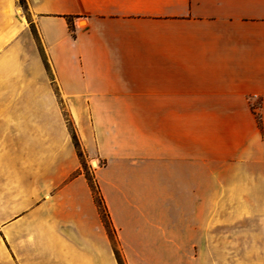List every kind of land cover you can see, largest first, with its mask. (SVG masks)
<instances>
[{
  "label": "crops",
  "instance_id": "1",
  "mask_svg": "<svg viewBox=\"0 0 264 264\" xmlns=\"http://www.w3.org/2000/svg\"><path fill=\"white\" fill-rule=\"evenodd\" d=\"M26 1L49 71L23 12L0 51V264H189V172L241 159L264 224V0Z\"/></svg>",
  "mask_w": 264,
  "mask_h": 264
},
{
  "label": "rangeland",
  "instance_id": "2",
  "mask_svg": "<svg viewBox=\"0 0 264 264\" xmlns=\"http://www.w3.org/2000/svg\"><path fill=\"white\" fill-rule=\"evenodd\" d=\"M24 1L26 10L20 0H12L11 13L6 10L7 14L0 16V51L4 41L9 40L4 38L5 30L23 22V12L28 13ZM254 114L259 124L260 114ZM86 166L91 174L90 169H97L100 164L95 167L90 162ZM194 167L189 163V170ZM207 167L204 165L203 175H188V263L196 264L198 257V264H261L264 224L258 158L218 164L212 175ZM195 188L197 196L191 191ZM119 258L121 264H126L121 255Z\"/></svg>",
  "mask_w": 264,
  "mask_h": 264
},
{
  "label": "trees",
  "instance_id": "3",
  "mask_svg": "<svg viewBox=\"0 0 264 264\" xmlns=\"http://www.w3.org/2000/svg\"><path fill=\"white\" fill-rule=\"evenodd\" d=\"M20 4L26 10L25 1L24 0H20ZM26 15H27V18H28V21H29V24H30L32 33L35 36V39L37 40V43L39 45V48H40V51H41V55L43 56V59L45 61L46 68L49 71V66H48V63L46 61V57L44 55V52L42 51V48L40 47L39 37L37 35L36 29L34 27V24L30 20V18L28 16V13ZM68 19L70 20V18H68ZM68 126H69V130L71 132L72 139H73L75 148L77 150V153H78L80 159L83 161V172H84L85 177H86V179H87V181H88V183H89V185L91 187V190L93 192V196H94V199H95V203L97 204V207L99 208V212H100L101 218L103 220V223L105 224V226L107 227L109 233L111 234V232H110V222H109V213L107 211V207L105 205L103 196L100 193V189H99L98 183H97V181L95 179V175L93 173H91V174L89 173V171L87 169V166L84 163V153H83V150L81 148V145H80V142H79V140L77 138V135L75 133V130L72 127V125H71V123H70L69 120H68ZM116 255H117L118 263L121 264V261H120L118 252H117Z\"/></svg>",
  "mask_w": 264,
  "mask_h": 264
},
{
  "label": "bare ground",
  "instance_id": "4",
  "mask_svg": "<svg viewBox=\"0 0 264 264\" xmlns=\"http://www.w3.org/2000/svg\"><path fill=\"white\" fill-rule=\"evenodd\" d=\"M84 23L82 22V25H83ZM94 161V160H93ZM95 167H98V162L97 161H95Z\"/></svg>",
  "mask_w": 264,
  "mask_h": 264
},
{
  "label": "water",
  "instance_id": "5",
  "mask_svg": "<svg viewBox=\"0 0 264 264\" xmlns=\"http://www.w3.org/2000/svg\"><path fill=\"white\" fill-rule=\"evenodd\" d=\"M92 163H93V165H95V161H93Z\"/></svg>",
  "mask_w": 264,
  "mask_h": 264
}]
</instances>
